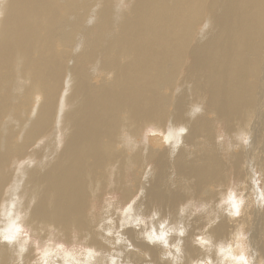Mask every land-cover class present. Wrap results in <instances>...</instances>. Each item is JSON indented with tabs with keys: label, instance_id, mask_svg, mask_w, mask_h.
Masks as SVG:
<instances>
[{
	"label": "bare ground",
	"instance_id": "obj_1",
	"mask_svg": "<svg viewBox=\"0 0 264 264\" xmlns=\"http://www.w3.org/2000/svg\"><path fill=\"white\" fill-rule=\"evenodd\" d=\"M61 96L68 109L55 123ZM248 116L261 139L264 0H0V264H171L149 239L161 221L183 230L182 264L203 253L196 230L219 247L232 228L221 205L230 170L242 180L252 152L264 154ZM149 128L164 153L144 140ZM59 132L64 146L46 161ZM192 200L201 216L189 218ZM23 226L89 252L37 258L20 235L6 239Z\"/></svg>",
	"mask_w": 264,
	"mask_h": 264
},
{
	"label": "rangeland",
	"instance_id": "obj_2",
	"mask_svg": "<svg viewBox=\"0 0 264 264\" xmlns=\"http://www.w3.org/2000/svg\"><path fill=\"white\" fill-rule=\"evenodd\" d=\"M124 4L129 9L130 3L124 2ZM120 20L121 18L120 16H118L117 23H119ZM212 35L213 33H211V36ZM195 44L196 43H194V45ZM32 101L34 102L33 99ZM67 109H68V104L66 103V99L65 97L61 96V104L56 113L55 123L61 122V119L63 115L67 112ZM25 116L26 114L23 115V117ZM30 116H31V113L29 114L28 118H30ZM11 121H13V119ZM55 123H54L53 128L54 127L56 128ZM218 123L220 125L223 124L222 122H218ZM244 123H245V130L250 133L252 143L254 142L262 143L264 141V134L262 132L261 139L259 140L257 139L256 119L253 116H248L244 120ZM162 135L154 131L153 128L146 129L145 132L143 133V137L145 138L144 140L149 141L150 139H155L153 146L156 150L159 151V153L160 151L164 153V145L165 146L168 145L167 143L162 142V141H160L159 143L157 142V140H159V136H161L160 138L163 140ZM218 136H219L218 137L219 141H222V142L226 141V134L219 132ZM240 138H242V142L243 141L245 142V144L243 142L242 146H247L246 145L248 143L247 138L242 137V136L237 137V139L239 140L238 141L239 143H242L240 142L241 141ZM63 146H64V137H63V134L59 132L57 136L54 135L51 139L46 141V146L43 150L44 159L46 161L51 160L53 156L57 154L58 151L62 150ZM160 146L162 147L160 148ZM231 150L232 152H234L233 149ZM232 152L224 151L223 152L224 158H227ZM256 152L257 151L252 152L254 162L251 163L250 165L249 164L246 165L245 173L246 172L247 173L246 174L244 173L245 177L243 176L242 180L240 179L238 180L234 177H231V173H232L231 170H230V174L228 172V174L230 175V182L229 181L227 182L228 184H227V187L225 188L226 189L225 191L227 192V195L229 196V198L227 199L224 198L221 205H224L226 209L230 208L231 214L233 216V217L231 216L230 212L228 213V215L231 216V221H232L229 223L230 227H232L230 228L231 233H229V235L228 234L226 235V237L223 239L222 244L219 247H216L212 243L208 242V239L205 238V236L207 235L206 233H204L205 230L194 231L192 235L193 243L195 246L201 247L203 253L199 252L198 257L193 259L190 262H187V264H237V261L235 258H238L241 255H243L244 260L247 261L248 264H264V243H263L264 234H261L256 227L255 228L252 227L256 217H259L258 220L262 221L260 224L264 226V213H263L264 212V167H262V164L264 163V154L261 155V154H258V152L257 153ZM166 175L167 177L171 178V181L173 182L174 181L176 182L179 179V177L170 169H167ZM28 191H29L28 189L21 188L18 190V194L23 193L24 196H27ZM225 191L223 192V194L225 193ZM110 193L107 192V195H109L108 199L106 198V193L104 195V200L106 201V203L111 204V203L117 202V200L119 199V194L116 192H112L111 194ZM139 193L136 190L134 194L135 199H137L138 197L141 198L142 195L141 194L139 195ZM109 198L111 201L109 200ZM230 198H231V201L235 202L236 204L235 207L233 203L230 202ZM196 202L198 201L192 200L190 204L189 210H191V213H190L189 218L201 216V214L203 213L205 209V206L202 204V202L201 203L199 202L196 203ZM188 204H189V201H188ZM12 206L13 208H15L14 205ZM201 206L203 208H201ZM96 209H98L97 205H96ZM116 209H117L116 211L118 214H125L129 209H131V207L125 206V207H121V209L120 208H116ZM202 209L203 211H201ZM120 210H122L121 211L122 213L120 212ZM180 213L181 214L179 215L181 218L185 212H180ZM153 222H156V221H153ZM149 224L151 225L150 222H148L147 225L150 226ZM188 224H190V222ZM162 225H163V229L161 228ZM21 229L22 231L18 233V235L16 236L20 235L19 237H21V239H23L26 242V244H28L30 247L33 248L35 246V249L33 250L35 252L34 253L35 257L37 258H39V256L40 257L45 256L49 259H54L57 255L59 256L62 255L64 257L76 256L77 258V257L86 256L87 252H89V249H87L80 243L72 242V244H65L63 243V240L59 241V240H56L55 238H51L49 242H40L39 240L33 238V236L31 235L30 229L24 226L21 227ZM161 231L166 233V236H165L166 243L161 242V241H157V243H154L155 247L153 249L154 250L156 249L158 259L161 261H166V263L182 264L181 255L183 254H181L182 245L180 241L181 239H183L182 234H181L183 230L181 231V233L171 232L169 234L168 227H166V224L163 221H161L158 223L156 227H153V231H151V233L158 235ZM255 234L256 235L260 234V235H258V237H255V239L253 240V237ZM65 236L68 239L67 234H65ZM52 237H54V234H52ZM254 244H259L261 245V247L258 245L254 246ZM229 249H231L230 253L228 252ZM64 254H66L67 256H65ZM141 257L143 259L142 264H153L152 262H150L148 257L146 256H141ZM118 259L119 260H116L114 264H125L121 262V258H118ZM31 264H38V261L32 260ZM128 264H131V263H128Z\"/></svg>",
	"mask_w": 264,
	"mask_h": 264
},
{
	"label": "clouds",
	"instance_id": "obj_3",
	"mask_svg": "<svg viewBox=\"0 0 264 264\" xmlns=\"http://www.w3.org/2000/svg\"><path fill=\"white\" fill-rule=\"evenodd\" d=\"M230 202L233 203L234 207L236 206L235 202H234V201H231V198H230ZM161 228L163 229V225L161 226ZM21 231H22V229H19V228L17 227V228L15 229L14 234L11 235V236L6 237V239H7L9 242H11V241L15 238V235L18 234V233H20ZM181 234H182V233H181ZM165 236H166V233L162 231L161 234H160L159 236H156L154 233H153V234H150V235H149V239H150V241H161V242H165V243H166V241H165ZM222 252H223V250H222ZM228 252L230 253V252H231V249H229ZM235 259H236V261H237V264H248V262L244 260L243 255H241L240 257L235 258Z\"/></svg>",
	"mask_w": 264,
	"mask_h": 264
}]
</instances>
